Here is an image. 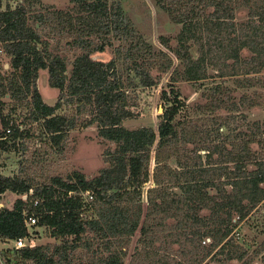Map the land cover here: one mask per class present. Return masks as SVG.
I'll return each instance as SVG.
<instances>
[{
  "label": "trees",
  "instance_id": "obj_1",
  "mask_svg": "<svg viewBox=\"0 0 264 264\" xmlns=\"http://www.w3.org/2000/svg\"><path fill=\"white\" fill-rule=\"evenodd\" d=\"M69 2L56 8L40 0H6L0 9V50L9 66L0 68V150H13L32 137L62 150L70 132L91 126L113 147L106 150V165L92 177L73 170L36 181L23 174L22 166L16 174H0V194L18 195L11 207H0V241L26 235L24 213L34 215L33 227L55 240L9 248L2 263L124 264L139 231L141 247L130 264H163L155 258L160 249L155 243L167 235L173 242L185 239L186 264H207L216 253H225L230 264H264V239L247 258V241L234 235L264 205V136L251 132L230 147L224 141L207 144L204 120L189 115L217 116L232 109L226 88H207L201 93L204 100L193 102V112L182 117L177 116L183 102L176 92L156 130L124 125L136 115L135 88L154 87L167 73L172 84L203 80L208 69L231 77L260 72L264 0H156L172 22L181 24L175 45L160 37L164 49L135 29L121 0ZM240 10L246 11L244 22L235 20ZM63 37L74 52L70 67L50 47ZM106 50L112 53L109 60L93 57ZM246 52L251 58L244 57ZM40 69L47 70L48 84L58 90L53 105L37 89ZM246 81L247 87L257 85ZM236 84L244 82L237 79ZM170 92L163 91L165 99ZM242 102L256 107L262 99L246 95ZM78 248L83 256L75 254Z\"/></svg>",
  "mask_w": 264,
  "mask_h": 264
},
{
  "label": "rangeland",
  "instance_id": "obj_2",
  "mask_svg": "<svg viewBox=\"0 0 264 264\" xmlns=\"http://www.w3.org/2000/svg\"><path fill=\"white\" fill-rule=\"evenodd\" d=\"M5 4L6 0H1L0 9H3ZM10 4L13 6L14 1H11ZM121 4L135 29L148 42L164 49V46L160 42V37L162 36L169 38L172 46L175 45L174 38L180 31L181 24L172 22L168 15L156 4V0H121ZM40 5L66 8L70 5V2L69 0H40ZM246 19L245 10H240L235 18L237 22H244ZM66 40L65 37L55 38L51 42L50 47L53 51L64 55L68 62V67H70L74 52L68 49ZM170 55L174 65L177 64L179 61L173 54L170 53ZM93 57L107 61L112 57V53L110 50H106L95 53ZM244 57L251 58V53H244ZM7 60V57L3 53H0V68L3 64V70L9 67ZM237 79H242L244 85L240 86L236 84ZM246 79L257 82V85L247 87ZM36 85L43 101L48 105H53L57 99L58 90L48 84V72L46 69L39 70ZM214 85H220L226 88L227 106L231 104L232 109H223L222 112H219L221 115L217 116L211 113L198 115L194 112L189 114L194 118L198 117L204 120L206 124L204 128L208 130L207 132L205 131V136L208 138L207 144H221L224 141L230 147L229 144L231 142L251 132H256V134H262L264 136V68L260 72L238 75L237 77L218 76L215 71L208 69V76L203 80L197 82L176 81L172 84H169V73H167L154 87L135 88L134 93H131V98L132 102H134L132 109L136 115L131 119L125 120L124 125L130 130L140 126L151 127L156 130L157 123L164 109L174 103L172 100L176 92L178 93V100L183 102L177 116L182 117L188 110L190 112L192 111L190 105L193 102L203 101L204 99L201 93ZM164 90H173L174 93L170 92L168 99H165L163 94ZM255 94H258L262 99L260 105L248 107L246 103L242 102L244 96H253ZM5 100L9 102L7 96ZM37 142L34 137L25 138L15 149L5 152L0 151V174H16L18 167L22 166L23 174L36 181H41L44 176H65L73 170L81 171L87 177H92L98 173L100 168L106 165L104 157L106 150L113 147L111 142L103 140L97 135L96 128L93 126L81 131L75 130L70 132L67 140L64 142L62 150H58L52 145H46L44 143L39 145ZM154 148L155 144L151 149L152 155ZM200 153L204 155L205 150L201 149ZM215 158L217 159V157ZM154 165V160L151 158L149 165L150 175ZM170 165L175 167V161L171 160ZM149 180L143 187V201H145V190L151 185V177ZM17 197L18 195L15 193L5 192L0 197V202H2L0 207H11ZM35 229L37 230L36 244L53 243L55 241L44 232L43 228L37 227ZM237 232L236 230L234 233L236 238L242 237L247 241L246 250L248 253L246 257L249 258L261 240L264 239V205L259 206L252 213L249 218V225L243 228L239 235ZM138 236L139 231L131 239L124 264H130L132 258L134 259L135 257L134 253L138 252V248L140 249L141 245L138 243ZM179 239H182L180 243L173 242V236L171 235L160 237V240L155 243V246L160 248L155 258L162 259L164 261L163 264H175L176 262L178 264L179 260L182 264H186L188 247L185 244L184 238ZM12 247V240L0 241V264H3L2 253ZM75 254L77 256H83L84 250L78 248ZM83 261L85 262L86 259L84 258ZM207 264L230 263L225 253H216ZM256 264H260V261H257Z\"/></svg>",
  "mask_w": 264,
  "mask_h": 264
},
{
  "label": "built area",
  "instance_id": "obj_3",
  "mask_svg": "<svg viewBox=\"0 0 264 264\" xmlns=\"http://www.w3.org/2000/svg\"><path fill=\"white\" fill-rule=\"evenodd\" d=\"M1 53V50H0ZM2 205V204H0ZM25 214V227H26V235L23 237L17 238L13 240V247L20 248L23 246H28V247H34L36 246V229L33 227L36 224V217L32 214ZM28 264H34L32 260L28 261Z\"/></svg>",
  "mask_w": 264,
  "mask_h": 264
},
{
  "label": "crops",
  "instance_id": "obj_4",
  "mask_svg": "<svg viewBox=\"0 0 264 264\" xmlns=\"http://www.w3.org/2000/svg\"><path fill=\"white\" fill-rule=\"evenodd\" d=\"M5 66H6V65H5ZM38 72H39V71H38ZM0 151H1V152H5V150H0ZM7 151H8V150H7ZM4 175H11V174H4ZM12 175H13V174H12ZM3 194H4V193L0 194V197L3 196ZM1 203H2V202H0V204H1ZM3 206H4V205H3ZM6 207H8V206H6Z\"/></svg>",
  "mask_w": 264,
  "mask_h": 264
},
{
  "label": "water",
  "instance_id": "obj_5",
  "mask_svg": "<svg viewBox=\"0 0 264 264\" xmlns=\"http://www.w3.org/2000/svg\"><path fill=\"white\" fill-rule=\"evenodd\" d=\"M7 65V64H6Z\"/></svg>",
  "mask_w": 264,
  "mask_h": 264
}]
</instances>
